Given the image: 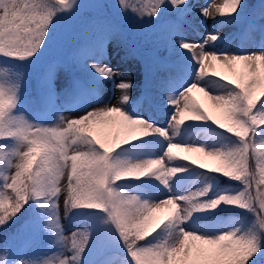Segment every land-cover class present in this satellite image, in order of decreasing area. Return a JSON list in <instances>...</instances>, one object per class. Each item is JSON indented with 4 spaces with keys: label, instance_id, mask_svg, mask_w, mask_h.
<instances>
[{
    "label": "snow or ice",
    "instance_id": "6c2138e0",
    "mask_svg": "<svg viewBox=\"0 0 264 264\" xmlns=\"http://www.w3.org/2000/svg\"><path fill=\"white\" fill-rule=\"evenodd\" d=\"M118 6L121 14L131 12L149 30L164 34V46L177 57L174 74L161 82L166 127L144 109L148 92L137 102L140 110H129L132 83H115L114 77L126 73L104 62L106 42L116 34L105 13L107 5L100 0H0V57L39 60L53 46L76 40V58L85 73L65 88L63 105L57 104L51 74L40 81L35 103L48 117H58L53 127L34 124L19 111V82L0 83V228L30 202L38 203L51 211L46 228L62 248L58 257L43 264H80L89 235L63 233V194L65 216L79 209L107 216L129 264H264V40L258 49L240 51L230 49L233 38L219 31L220 25L250 21L248 5L244 0H208L199 15L211 18L213 25L199 42L185 40L179 23L192 14L189 0H118ZM169 8L174 9L172 18L161 22ZM260 9L264 13V2ZM85 12L94 15L85 18ZM64 18L74 23L61 33L57 28ZM107 81L121 93L115 104L101 96ZM194 92L206 98L215 114L203 110ZM61 107L75 108L78 117L59 115ZM186 118L219 129V146L177 140ZM150 136L165 142L158 157L131 160L113 155ZM179 152L215 164L198 163ZM183 161L213 182L173 193L170 181L188 171L175 166ZM145 178L159 182L169 194L157 202L118 187L122 181ZM216 178L237 186L214 191ZM220 208L251 213L254 222L247 228L229 227L237 222L223 221L216 211ZM196 214H208L207 222L215 226L193 227ZM156 234L160 238L147 243Z\"/></svg>",
    "mask_w": 264,
    "mask_h": 264
},
{
    "label": "rangeland",
    "instance_id": "374dc122",
    "mask_svg": "<svg viewBox=\"0 0 264 264\" xmlns=\"http://www.w3.org/2000/svg\"><path fill=\"white\" fill-rule=\"evenodd\" d=\"M100 2L108 6L105 9V13L113 17L115 24L121 27L116 29L114 37L106 42L107 59L104 62L114 67L118 72L126 73L124 76L114 77L115 83H119L122 80L132 83L133 87L129 92L132 102L128 106L129 110H140L141 106L137 102L145 92H148L150 97L145 102L144 109L148 115H152L159 120L160 126L166 127L167 121L164 117L167 114V101L164 99L165 93L162 91L161 82L174 74L177 57L175 54H171L169 49L164 46V34L149 30V26L144 25L143 21H140L131 12L126 15L121 14L118 0H100ZM207 2L208 0H189L192 14L179 21L184 33V39L188 42H199L203 34L211 30L212 19L204 20L199 15L200 8ZM244 2L248 5V11L253 14L250 21L245 20L240 24L219 26L221 34H226L233 38L230 49L240 51L258 49L261 41L264 40V33L261 32V28L264 27V13L260 9V5L264 0H244ZM171 10L173 9L169 8L160 20L168 16L166 13ZM83 15L87 18L94 15V13L85 12ZM73 23L74 21L64 18L58 23L57 31L63 33ZM75 43L76 40H72L53 46L39 60L20 62L0 57V83L19 82L21 85L19 111L30 122L49 127L56 126L58 123L57 116L48 117L43 109L35 103L37 87L46 68H51L50 74L57 92L58 105H63L64 103L65 88L70 87L74 81L85 77V73L78 61L72 58L70 54ZM120 95V91L113 88L112 81H107L102 86L101 96L105 102L110 101L115 104ZM193 96L203 110L209 114H215V110L211 108V105L201 93L194 92ZM59 115H63L66 119H72L77 118L79 112L75 108L61 107ZM185 122L188 124L180 130L181 134L177 137V140L207 144L210 147L219 146L221 134L214 125L210 123L195 124L187 120V118ZM164 143L162 138L150 136L134 142L130 146H124L113 155L120 159L131 160L155 158L162 154ZM177 155H189L190 159H196L198 163L215 164L214 161H209L198 154L179 152ZM185 162H176L175 166L185 167L188 171L179 173L170 181L173 193L179 195L195 191L202 188L206 183L213 182L208 174ZM65 184L66 180L62 181L61 186L64 187ZM218 185L222 186L216 189L237 186L235 182L216 178L214 187ZM118 187L131 195H138L157 202L169 194L167 189H164L159 182L151 178H145L140 181H122ZM63 199L64 196L62 194L59 202L60 224L65 236L70 237L74 232L89 235V242L82 255L80 264H129L127 252L119 235L104 213L94 210L90 214L80 217L81 211L79 209L65 216ZM221 210L228 214L227 216L221 214L220 218L223 221L237 222L235 224L229 223V227H242L246 220L247 227H250L255 219L251 213L243 210L225 208H221ZM51 214L50 212L49 218ZM196 216L197 219L190 222L193 227L206 229L215 226L207 222V218L203 217L205 214H196ZM61 252L62 248L57 244L56 237L52 234V244L32 264H43V261L55 259ZM96 257H100L97 262L94 261Z\"/></svg>",
    "mask_w": 264,
    "mask_h": 264
},
{
    "label": "trees",
    "instance_id": "16d2710c",
    "mask_svg": "<svg viewBox=\"0 0 264 264\" xmlns=\"http://www.w3.org/2000/svg\"><path fill=\"white\" fill-rule=\"evenodd\" d=\"M174 12V9H173ZM108 16L113 21L116 29V24L109 14ZM77 41L72 47L70 53L73 58H76ZM49 69L46 68V72ZM47 73L42 74L45 78ZM222 185L214 187V190ZM81 216L90 214L94 210L80 209ZM219 216L225 214L223 210L217 209ZM49 209H42L38 203L30 202L25 206L24 211L13 221L3 228H0V264H32V262L39 257L45 249L52 243L50 231L47 230ZM208 217V214L203 216ZM247 228V220L242 225ZM161 234H156L150 238L147 243H152L159 239ZM97 252H99L97 250ZM100 257H96L95 262Z\"/></svg>",
    "mask_w": 264,
    "mask_h": 264
}]
</instances>
